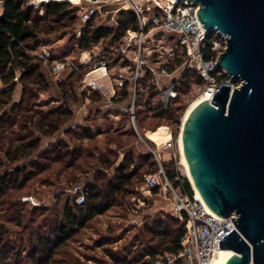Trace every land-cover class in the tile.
Returning a JSON list of instances; mask_svg holds the SVG:
<instances>
[{
    "label": "trees",
    "instance_id": "trees-1",
    "mask_svg": "<svg viewBox=\"0 0 264 264\" xmlns=\"http://www.w3.org/2000/svg\"><path fill=\"white\" fill-rule=\"evenodd\" d=\"M27 1L3 0L0 11V83L3 88L0 91V120L4 117L14 118L24 104L29 106L33 103L32 99L41 92L32 89L33 83L49 87L43 66L59 61L77 62L75 56L72 59L54 60L51 54L48 60L44 61L37 56L43 48H37L50 42L51 38H48L47 32L43 30L45 26H49V20L58 21L66 17L69 20L77 19L78 8L65 0H51L41 4L40 13V8L29 6ZM74 21L64 25L72 29ZM136 29L137 20L134 13L119 8L112 25L102 23L98 15H93L84 22L78 36L75 31L68 33L66 29L63 32L68 34L66 42L77 56L80 51H87L92 55L95 51L105 52L118 47L124 42L126 31ZM214 36L213 31L206 34L203 47L206 58L213 56L209 47ZM165 44L168 42L157 35L153 43L147 40L143 44V53L155 65L171 71L181 63L185 51L180 49L166 53L163 51ZM127 53L118 52L107 62L108 72L116 90L111 98L114 103L128 98L132 69L126 61ZM98 59L92 58L89 63L72 69L64 80L57 82L61 97L55 98L65 104L64 110H45L37 118L28 116L18 127L9 129L6 134V140L0 150V264H85L72 254L70 244L76 241L81 230L92 223L97 215L112 206L124 205L134 186L142 183V175L155 172L158 168L151 153L135 152L129 147L136 141V135L129 122L127 134L130 137L123 138L126 133L119 129L100 135L93 131L91 124L83 123L65 128L67 139L61 137L44 146L41 144V136L53 135L71 118L72 111L66 105V96L72 89L71 84L79 83L80 76ZM120 74L127 78L122 85L118 84ZM218 77L223 79L225 75L220 72ZM17 82L21 86L20 97L16 102H12V92ZM201 84L202 80L194 71L186 70L175 85L179 96L163 109L159 104L158 91L149 72L145 70L138 77L135 89V122L139 131L152 130L160 123L166 122L172 126L175 133L181 114ZM85 86L88 90L98 92V99H101L98 90ZM102 112L105 116L109 110ZM114 113V116L121 115L129 121L127 111L116 108ZM23 131H26V134L22 133ZM154 131L169 134L166 127H158ZM98 137L102 138L96 143ZM118 150L122 152L119 160ZM165 161L167 159L163 157L162 164L166 176L175 185L180 184L176 179V176L180 177L179 173ZM55 164L57 165L52 172L54 178L50 176L47 180L50 185L60 180V185L65 188L61 191L64 196H59L58 192L53 196L54 200L50 205L34 207L28 206L24 200L12 198L13 190L45 173ZM91 169L93 173L84 182V202L76 204L73 195L69 194L66 188L79 183L82 177L78 174ZM61 175L64 180L60 179ZM181 178L182 192L192 195L188 180L183 176ZM158 192L159 185L151 191L153 195ZM11 226L16 230H12ZM143 227L146 236L145 239H140L139 247L120 254L117 250L105 246L103 250L109 260L104 259L100 264H154L156 255L179 250V239L185 231V226L172 213L154 218ZM110 237V234L105 233L94 242L102 243Z\"/></svg>",
    "mask_w": 264,
    "mask_h": 264
},
{
    "label": "water",
    "instance_id": "water-1",
    "mask_svg": "<svg viewBox=\"0 0 264 264\" xmlns=\"http://www.w3.org/2000/svg\"><path fill=\"white\" fill-rule=\"evenodd\" d=\"M187 1L207 32L223 34L215 64L240 82L221 84L181 123L189 181L212 213L236 215L217 243L232 250L225 264H264V0Z\"/></svg>",
    "mask_w": 264,
    "mask_h": 264
},
{
    "label": "built area",
    "instance_id": "built-area-1",
    "mask_svg": "<svg viewBox=\"0 0 264 264\" xmlns=\"http://www.w3.org/2000/svg\"><path fill=\"white\" fill-rule=\"evenodd\" d=\"M51 0H28L27 4L35 8H40L41 4ZM56 1V0H55ZM72 5L79 6V19L84 24L93 15H98L101 20L109 17L115 22L116 11L119 8L131 10L137 20L136 30H127L124 42L108 51H95L92 58L95 60L93 69L87 70L86 74H92L94 69H102L99 77L110 76L108 72V59L118 52L127 53L126 61L130 64L132 75L130 79L131 90L129 92L130 104L127 111L129 113V122L136 135L145 143L146 151L154 157L158 168L155 172H148L142 175V183L134 186L135 193L138 196L133 203V210L139 208L145 202V193H151L152 189L159 185V195L166 200L170 213L184 224L185 231L179 239V250L174 253L158 254L154 258V264H215V254L218 240L231 229H236L233 221L236 215L234 213L220 217L210 212L206 206L192 195H187L181 190L183 179L176 176L179 180L175 185L166 174L162 164L163 155L167 154L171 158L176 157L172 153L173 142L168 138L164 139L160 144H149L141 137L135 122V89L138 77L145 70L150 74L151 81L156 87L159 94V104L164 109L167 108L172 100L179 96L176 84L181 80L186 70L194 71L202 80L201 86L197 89L194 98L200 97L211 99L212 94L219 88L221 84H227L231 88L238 87L240 82L228 75L222 67L215 64L218 55L225 48L226 39L223 34L213 31L214 38L210 44V50L213 56L206 58L204 55V43L207 31L201 26L197 19V10L199 4L196 1H179L172 2L170 0H65ZM109 5L113 8H108ZM3 6V0H0V11ZM81 29V28H80ZM80 29L75 31L76 36L79 35ZM163 33L164 36L170 38V43L163 46V51L172 53L176 50L183 49L185 56L180 64L176 65L171 71L155 65L144 55L143 44L149 40L151 43L154 39V33ZM42 60L47 61L50 53L48 49L43 48L37 53ZM87 62H55L51 66L57 70L77 69L80 65ZM222 72L225 77L219 79L218 75ZM174 74L169 84L160 86L157 76H170ZM102 75V76H101ZM62 79V78H61ZM59 79V81H61ZM16 80V77L14 78ZM127 78L122 74L119 75L118 84L122 85ZM86 85L93 90L99 92L105 91L104 86H100L95 78H90ZM112 95L115 94V86L111 89ZM101 93V92H100ZM102 94V93H101ZM66 191L73 195L76 204H82L85 199L84 183H75L66 188ZM53 200L43 201L40 206H48Z\"/></svg>",
    "mask_w": 264,
    "mask_h": 264
},
{
    "label": "rangeland",
    "instance_id": "rangeland-1",
    "mask_svg": "<svg viewBox=\"0 0 264 264\" xmlns=\"http://www.w3.org/2000/svg\"><path fill=\"white\" fill-rule=\"evenodd\" d=\"M73 20H75L74 25L77 26L79 24L78 19L69 20L68 17H66L65 19L58 21L49 20L47 23L49 26H45L43 30L45 33L47 32L46 36L48 38H51L50 42L40 45L37 49H48L49 53L54 58V60H59L62 58H74L75 53L70 47V45L66 42L68 34L64 33L66 29L68 30V33L72 32V29H69L68 26L64 24L69 21L71 23ZM94 67L95 64L92 63L91 69H93ZM42 70L50 81L49 84L54 86V89L50 88V86L48 88H45L41 87V85L39 84L33 83L32 89L41 90V92H39L32 99L33 103H31L29 106L27 104H24L21 109H18L17 115L14 118L4 117L0 120V150L1 146L3 145L2 143H4V141L6 140V134H8V130L11 128L18 127L20 122L23 121L25 118L27 119L28 116H33V118H37L45 110L53 112H61L62 110H64L63 107L65 104L63 105L59 102L58 99L55 98V94L59 96L61 95L60 89L57 86V82H59V79L61 78V80H64L71 72V69L66 68L62 70H57L56 68H52L51 65H45ZM173 75L174 74L170 76L158 75V84L160 86L168 85ZM99 76V73H92L89 75L86 74V76L85 73H83L80 76L79 83L77 82L75 85L71 84L72 89L71 92H69L66 96V105L73 111L72 118L69 119L62 127H60L59 130L53 135L41 136L40 141L43 146L61 137L67 139L64 134L65 128L71 126L73 127L76 124L80 123L91 124L93 131L100 135L113 129H119L122 132L126 133L123 138L130 137V135H128V128L130 127V122L122 118L121 115L114 116V109L116 108L120 109L121 111L128 110L130 104V96L123 102L115 104L109 99L110 86L107 81L108 76ZM91 77L95 78L96 82L100 86H104L106 88L105 91H100L102 93V98L100 101H98L99 93L88 90L85 86V82H88ZM106 86H109V88H107ZM128 90L130 92L131 87H129ZM17 93L18 88L16 87L15 89H13L12 98L18 100L19 98L17 96ZM193 99L194 96L191 98L188 104ZM107 110H109V113L104 116V113L102 111ZM182 115L183 113L180 116L179 125L175 133L174 131H172V126L166 122L160 123L157 127L152 130L146 129L141 132L138 128L137 129L143 140L151 145L160 144L166 138L171 140L173 142L172 153H175L176 157L172 156L170 158L169 155L164 154L163 157H166L167 159L165 163L174 167L179 173L180 177L183 176L188 180L185 175L184 167L180 162V155L177 143L182 123ZM158 127L168 128L169 134L163 131H154ZM133 132L135 133L134 130ZM22 133L26 134V131H23ZM36 135L40 134L36 133ZM102 137H98L95 142H100ZM129 147L132 148L135 152L146 151L145 143L137 135L136 141H133ZM118 153L119 154L117 160L120 159L122 152L118 150ZM56 165L57 164L53 165L51 169H49L45 173H41L35 178L28 180L22 187L13 190L11 193L12 198L24 200L28 203V206L34 207L40 206V203L43 201L54 200L53 196L58 192L60 193L59 196H64L61 194V191H63L65 188L64 185H60V180L54 185H50L48 182V178H50V176L54 178V175L52 176V172L54 170L53 168L56 167ZM92 173L93 170L91 169L85 171L84 173L82 172L81 174H78L82 177L79 183H84L86 181V178L89 177ZM60 179L64 180V177H62L61 175ZM188 182L190 184L192 192H194L192 184L189 180ZM1 195L2 194H0V201ZM137 196L138 194H136L135 190L133 189V191L127 196L124 205L112 206L106 212L97 215L92 220V223H90L88 226L81 230V233L77 236L76 241L74 240L70 244L69 249L72 254L80 258V260L85 264H100L101 262H103L102 260L104 259L109 260L108 255L103 250V247L105 246H108L113 250H117L120 254L127 252V250L132 251L136 247H139L141 243L140 239L142 237L145 239L146 236L144 233V224L150 222L154 218L164 216V214H170V211L169 207L167 206L166 200H164L159 195V192L156 195H153L152 193H145L144 204H142L139 208L133 210V203ZM11 228L12 230H16L14 226H11ZM105 233L110 234V239L102 243L96 244L94 241L97 240L99 236Z\"/></svg>",
    "mask_w": 264,
    "mask_h": 264
},
{
    "label": "bare ground",
    "instance_id": "bare-ground-1",
    "mask_svg": "<svg viewBox=\"0 0 264 264\" xmlns=\"http://www.w3.org/2000/svg\"><path fill=\"white\" fill-rule=\"evenodd\" d=\"M73 1H76V0H73ZM170 1L174 2L175 0H170ZM101 71H102V69H94L91 73H96V72L101 73ZM85 80H86V78H85ZM200 99H201L200 97H196L187 105V107L184 110L183 115L181 117V122H183L185 120V118H186L187 114L189 113V111L198 103V101ZM177 143H178V149H179V155H180V162H181V164L184 167V171H185L186 177L188 178V180L191 181L189 172L187 170L186 162H185V159H184V156H183L180 132H179V137H178ZM193 191H194L195 197L204 204V201H203L202 197L200 196V194L198 193V191L194 187H193ZM206 208H207V206H206ZM231 254H232V250L231 249H218L216 254H215V258H214L215 259V264H225V261L227 260V258Z\"/></svg>",
    "mask_w": 264,
    "mask_h": 264
},
{
    "label": "crops",
    "instance_id": "crops-1",
    "mask_svg": "<svg viewBox=\"0 0 264 264\" xmlns=\"http://www.w3.org/2000/svg\"><path fill=\"white\" fill-rule=\"evenodd\" d=\"M72 5V4H71ZM72 6H75V7H77L78 8V13H79V6L78 5H72ZM108 8H113V6L111 5H109V7ZM78 20H79V24L77 25V26H73V28H72V31H76L77 29H80V28H82V26H83V23L80 21V19H79V17L77 18ZM102 23H104V24H107V25H112V24H114L115 22H113L112 20H110L109 19V17L107 16V17H105V19H103L102 20ZM157 35H160V37H161V39H163L165 42H168V43H170V38L169 37H167V36H164V34L163 33H154L153 34V36H154V39L152 40V41H154L155 40V37L157 36ZM83 56H84V58H83ZM90 57H91V53L90 52H87V51H80L79 52V54L76 56L75 55V58H76V60L77 61H80V62H87L89 59H90ZM44 67V66H43ZM47 78V77H46ZM15 82L17 81V78H16V80H14ZM47 81H48V83H50V81L48 80V78H47ZM107 81H108V83H109V86H110V96L112 95V87L114 86L113 85V81H112V78H111V75L107 78ZM49 86H50V88H53L54 89V86H52V85H50L49 84ZM109 86L107 87V88H109ZM18 88V93H17V96H18V98L20 97V92H21V86H20V83H16L15 84V86H14V89L15 88ZM3 88H2V86H1V83H0V90H2ZM55 96L56 97H61V95L59 96V95H56L55 94ZM128 97H129V94H128ZM101 98H102V94H101ZM112 98V97H111ZM13 100H12V102H16L17 100L15 99V98H12ZM101 99H99L98 101H100ZM112 101V100H111ZM113 102V101H112ZM123 102V101H122ZM120 103V102H119ZM115 104H118V103H115ZM71 110V109H70ZM72 111V110H71ZM72 115H73V111H72ZM71 118H72V116H71ZM70 118V119H71ZM80 124H83V123H80ZM62 127V126H61ZM165 155H167V154H165Z\"/></svg>",
    "mask_w": 264,
    "mask_h": 264
}]
</instances>
